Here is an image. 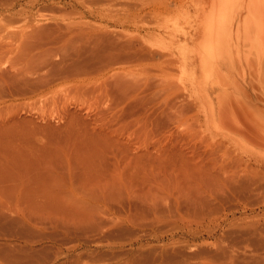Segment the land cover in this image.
I'll use <instances>...</instances> for the list:
<instances>
[{"label":"rangeland","instance_id":"obj_1","mask_svg":"<svg viewBox=\"0 0 264 264\" xmlns=\"http://www.w3.org/2000/svg\"><path fill=\"white\" fill-rule=\"evenodd\" d=\"M217 2L0 0V264H264V127L217 115L264 67L200 63Z\"/></svg>","mask_w":264,"mask_h":264},{"label":"bare ground","instance_id":"obj_2","mask_svg":"<svg viewBox=\"0 0 264 264\" xmlns=\"http://www.w3.org/2000/svg\"><path fill=\"white\" fill-rule=\"evenodd\" d=\"M217 1V9L210 14L209 20L204 27L206 32L205 40L203 38L201 42L193 46L195 51H197L200 63L202 64L204 60L210 61L214 58L221 62L220 65L223 69H227L228 67H234L235 63L238 64V62L240 65L242 60L250 64L257 60V68L260 70L264 67V0ZM193 38L192 35H188L184 39L193 42ZM189 63L194 67L192 60ZM215 64L216 67L217 63ZM250 80L251 84L254 83L252 79ZM251 86L253 87V84ZM260 89H264V87ZM247 98L242 99L237 105L234 103L228 107V101L218 97L219 114L217 115L225 116L229 113V108H233L236 115L235 122H237L235 129L238 133L250 137L257 135L259 130L264 127V96L257 97L258 99L255 96H248ZM210 106L215 111L212 101ZM252 109H256V111L248 112Z\"/></svg>","mask_w":264,"mask_h":264}]
</instances>
